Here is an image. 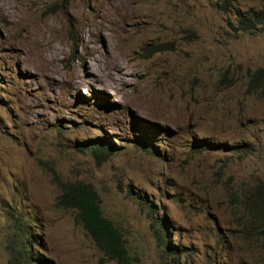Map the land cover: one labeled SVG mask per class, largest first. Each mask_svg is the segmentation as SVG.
<instances>
[{"label": "rangeland", "instance_id": "374dc122", "mask_svg": "<svg viewBox=\"0 0 264 264\" xmlns=\"http://www.w3.org/2000/svg\"><path fill=\"white\" fill-rule=\"evenodd\" d=\"M262 8L0 0V264L18 239L29 264H117L58 183L92 186L130 264H264L246 200L264 184V97L244 92L264 66V26L237 31L233 15ZM97 138L112 144L105 159Z\"/></svg>", "mask_w": 264, "mask_h": 264}, {"label": "trees", "instance_id": "16d2710c", "mask_svg": "<svg viewBox=\"0 0 264 264\" xmlns=\"http://www.w3.org/2000/svg\"><path fill=\"white\" fill-rule=\"evenodd\" d=\"M234 22L237 31L251 33L259 26H264V8L261 10H248L240 12L235 10ZM150 47L142 50L146 51ZM159 47H153L156 50ZM244 92L249 95L264 97V66L254 70L246 71V82ZM95 145L89 147L95 158H107L111 155L109 142L97 138ZM53 175L54 172H53ZM63 190L60 196L61 203L75 211L76 221L81 224L86 234L93 241L95 247L110 260H115L117 264H130L127 259V252L124 241L115 227L108 219L102 216L99 209V201L95 190L86 183H58ZM246 200L249 203L248 213L250 222L253 219L259 221L256 228V237L260 240L264 251V184L259 183L248 190ZM150 228L153 236L168 254L177 256L176 248H171L166 242V224L163 220L157 221L150 217ZM13 247H7V264H29L30 249L26 246L25 239L12 241ZM15 248V249H14Z\"/></svg>", "mask_w": 264, "mask_h": 264}, {"label": "clouds", "instance_id": "9594fccd", "mask_svg": "<svg viewBox=\"0 0 264 264\" xmlns=\"http://www.w3.org/2000/svg\"><path fill=\"white\" fill-rule=\"evenodd\" d=\"M254 70V69H253ZM247 71H251V70H247ZM245 89V88H244ZM105 141H107V142H109L110 143V141H108V140H105ZM110 145H111V143H110Z\"/></svg>", "mask_w": 264, "mask_h": 264}, {"label": "bare ground", "instance_id": "6f19581e", "mask_svg": "<svg viewBox=\"0 0 264 264\" xmlns=\"http://www.w3.org/2000/svg\"><path fill=\"white\" fill-rule=\"evenodd\" d=\"M4 1V0H3ZM2 4V3H1ZM1 11V10H0Z\"/></svg>", "mask_w": 264, "mask_h": 264}]
</instances>
